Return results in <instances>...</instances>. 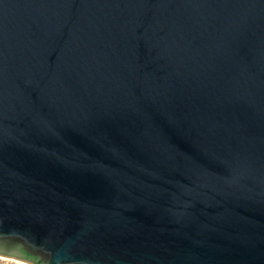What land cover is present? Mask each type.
Wrapping results in <instances>:
<instances>
[{
	"label": "water",
	"instance_id": "95a60500",
	"mask_svg": "<svg viewBox=\"0 0 264 264\" xmlns=\"http://www.w3.org/2000/svg\"><path fill=\"white\" fill-rule=\"evenodd\" d=\"M0 255L264 264V0H0Z\"/></svg>",
	"mask_w": 264,
	"mask_h": 264
},
{
	"label": "bare ground",
	"instance_id": "6f19581e",
	"mask_svg": "<svg viewBox=\"0 0 264 264\" xmlns=\"http://www.w3.org/2000/svg\"><path fill=\"white\" fill-rule=\"evenodd\" d=\"M0 259L1 260H5L7 262L14 263V264H29V263H26V262H24L22 260H18L16 258H12V257H5V256H2V255H0Z\"/></svg>",
	"mask_w": 264,
	"mask_h": 264
},
{
	"label": "rangeland",
	"instance_id": "374dc122",
	"mask_svg": "<svg viewBox=\"0 0 264 264\" xmlns=\"http://www.w3.org/2000/svg\"><path fill=\"white\" fill-rule=\"evenodd\" d=\"M2 256H3V255H2ZM5 257H8V256H5ZM12 258H14V257H12ZM16 259H17V258H16ZM18 260H21V259H18ZM22 261H24V260H22ZM24 262L29 263V262H27V261H24ZM0 264H14V263L7 262V261H5V260H1V259H0ZM29 264H32V263H29Z\"/></svg>",
	"mask_w": 264,
	"mask_h": 264
}]
</instances>
